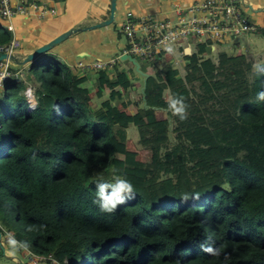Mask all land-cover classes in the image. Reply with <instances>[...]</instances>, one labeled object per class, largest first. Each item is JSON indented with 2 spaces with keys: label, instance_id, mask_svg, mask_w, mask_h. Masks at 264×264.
I'll return each mask as SVG.
<instances>
[{
  "label": "trees",
  "instance_id": "trees-1",
  "mask_svg": "<svg viewBox=\"0 0 264 264\" xmlns=\"http://www.w3.org/2000/svg\"><path fill=\"white\" fill-rule=\"evenodd\" d=\"M10 41L9 32L0 33L2 44ZM210 46L199 43L201 57H186L183 77L170 64L149 77L146 107L132 116L112 105L133 88L116 69L91 76L98 98L103 88L109 91L105 106L94 111L88 79L52 56L43 74L54 105L41 104L40 96L29 112L23 80L7 83L0 208L5 221L13 214L23 223L34 252L51 254L60 264H264V102L256 101L264 74L258 78L260 67L253 72L244 54L204 59ZM149 65L141 70L147 73ZM166 93L184 97L186 120L170 112L157 119V110L167 111ZM107 111L120 120L111 121ZM132 125L151 150V162L120 154ZM116 175L133 184L136 198L113 214L102 213L93 203L95 185ZM135 178L146 180L139 187ZM185 192L200 199L182 203ZM201 245L221 255L210 256Z\"/></svg>",
  "mask_w": 264,
  "mask_h": 264
},
{
  "label": "rangeland",
  "instance_id": "rangeland-1",
  "mask_svg": "<svg viewBox=\"0 0 264 264\" xmlns=\"http://www.w3.org/2000/svg\"><path fill=\"white\" fill-rule=\"evenodd\" d=\"M152 1H155L152 3ZM174 0H118V5H117V12H116V19L115 21L106 27H102L98 30V33H101L104 35V38L111 42L117 49L116 53H114L112 57L115 58L116 61V66L115 69L119 72H125L129 78L131 77V80L133 83H135L136 88H132L128 91H124L123 93V99L122 101H117L113 103V107H117L119 109V112L122 111V109L126 108L128 101L130 102L135 101L137 104L138 102L140 103L141 107H145L144 105V95H143V88L145 86V78L141 76V74L138 73L136 66H134L131 62L129 61H122L120 59L121 57V48L124 45H126L125 39L120 33V28L122 24V17L126 15L128 11H133L139 14H144V13H160L163 14L164 11H167L172 8ZM179 1V0H178ZM189 1L191 0H180L182 5H186ZM195 1H200V0H194L191 3ZM249 1L254 0H243L241 1V12H243L246 17L249 19L251 23L254 24V21L256 24H264V20H258L254 19V9L249 7ZM256 1V0H255ZM127 2V4H125ZM175 2V1H174ZM257 2V1H256ZM108 0H66L65 2H54L51 4L56 10H57V16L51 17V16H46L43 18L40 24L44 26V32H40L39 36H44L45 33H50V32H59L63 29L70 28L76 30H80L78 33H74L72 36H70L67 40L62 42L56 47L59 46H68L69 48H86L89 51V57H84V58H79L77 56V53L73 54L72 56V62L76 63L80 61L81 59H86L85 62L87 61H95L97 59V52L95 50H90L89 46L85 45L86 43H89L92 41L90 36L86 33L87 32L85 29H80V28H86V27H92L96 24H99L103 21H100L99 23H91V21H96V20H102L105 19L108 15L110 16L111 13V7L108 4ZM261 4V3H260ZM145 5L149 7H145ZM264 10V9H262ZM168 11L167 13H169ZM167 13H164L165 15ZM108 16V18H109ZM122 16V17H121ZM107 20V19H106ZM105 21V20H104ZM2 23V19L0 18V24ZM30 23V22H29ZM31 32L29 31V34ZM46 34V35H47ZM94 34L93 38H95V33H90ZM12 35V34H11ZM13 37V36H12ZM116 42V43H114ZM192 45V48L195 50L198 41L195 38H190L187 40ZM0 44H2L0 42ZM84 46V47H82ZM56 47H54L52 50H54ZM240 47V49H238ZM84 48V49H85ZM29 47L27 46L26 40L21 38V46L15 50L16 56L23 57L26 55L27 50ZM193 50V51H194ZM175 53L174 58L172 55H165L164 60L159 62L161 65L158 67L149 65L147 68L148 74L151 76L157 75L162 73V69L160 68H165L168 64H171L172 66L176 67L177 69L180 70L182 76L185 75V64H186V58H184V64L180 62V57L178 55L177 50H173ZM219 52H226L229 55H245L247 58V61L252 64V70L253 72H256L258 67L259 69H264V34H254L250 35L249 33L243 34L242 37H239L235 45L233 47H230L229 42L226 43L225 45L222 44H214V47L210 48L209 52L204 56V59L210 58L214 61L218 60ZM46 54L42 55L41 58H38L34 62H30L25 65H19L16 64V69H20L21 67H26V75H27V81L28 85L33 87L36 92H37V97H40L42 94L49 95L47 94V80L46 77L44 76L43 73L47 72L48 67H49V59L54 58L57 60V58L53 55L52 57H47L45 56ZM44 56V57H43ZM197 57H201L199 54ZM88 59V60H87ZM139 64L141 63L142 66H145V62L142 60H139ZM75 63V64H76ZM113 70L111 74H114ZM81 74L84 76L86 75H92L96 74L99 71H88V72H81L78 70ZM79 74V73H78ZM81 77H84V76ZM263 74L259 71L257 73V77L260 78ZM80 76V74H79ZM93 76V75H92ZM80 77V78H81ZM89 78H91L89 76ZM133 78V79H132ZM253 80L250 75V81ZM92 85L89 87V91L91 92L93 89L95 90L96 86V80L95 78L90 80ZM91 94V93H90ZM131 96H134V98ZM167 98V94L165 95ZM3 99V89H0V123L2 125L3 122V113L2 109L3 107L1 106ZM108 99V98H107ZM107 99L102 103V105H99L100 100L97 98H94V95L92 96V101L90 102V110L94 111L97 108H100L101 106L104 107ZM43 101V100H42ZM131 101V102H132ZM44 101L43 103H45ZM161 114L165 117L168 116L166 111H161ZM126 114V113H124ZM107 116L109 119L113 122H118L120 120V114L113 113L112 111H107ZM0 132L2 133V127L0 126ZM174 137L171 136L172 143L174 142ZM139 132L137 127L131 126L128 128V146L124 151H121L120 154H124L125 152L128 153H133L138 156L139 160L145 161V162H151L153 160V155L152 152L149 148H145L141 145L139 141ZM128 148V149H127ZM153 175V173H149L146 176V179L150 178ZM144 179H138L135 178V183L137 186H142L143 182L146 180ZM5 210L3 208H0V226L3 229V235H2V243L0 245V252L2 256L0 257V264H31L30 263V258H33L34 255L40 257L42 259V262L44 264H51L50 261H47V255L48 254H39L34 252L32 249V240L31 238L25 233V228L23 223L16 222L14 219V215L12 214L11 218L13 221H5L4 220V212ZM8 236H13L18 240V242H24L27 244V248L19 247V243L16 246H11L7 242ZM40 247L46 252L45 247L40 244ZM3 248L10 251L13 253L16 257L20 259V263L16 260L13 261L10 258H7L3 254ZM24 253H28L27 256L24 255ZM7 254V253H6Z\"/></svg>",
  "mask_w": 264,
  "mask_h": 264
},
{
  "label": "built area",
  "instance_id": "built-area-1",
  "mask_svg": "<svg viewBox=\"0 0 264 264\" xmlns=\"http://www.w3.org/2000/svg\"><path fill=\"white\" fill-rule=\"evenodd\" d=\"M44 0H0V18L8 22L7 30L14 31L12 20L17 17H27L37 13L41 17L47 14H56V10H47ZM243 0H200L190 5H182L180 1L173 2L174 13L171 17H158L154 14L137 15L128 11L123 16L120 33L126 45L122 55H131L137 60L152 64L164 58L169 48L177 50L180 57H184V43L195 38L199 43L235 45L236 40L243 34H255L259 28L251 23L241 12ZM21 46L14 38L9 43L0 44V54L7 58L0 61V73L6 74L0 89H4L12 79H24L25 68L16 69V64L23 61V57L16 56L15 50ZM220 53V52H219ZM185 58V57H184ZM116 59H97L95 61L77 64L81 72L105 71L111 73L116 66ZM180 62L184 61L180 59ZM29 87L24 84L22 94ZM30 112L33 110L29 109ZM1 126V125H0ZM19 243L13 236H8L7 242L14 246L12 241ZM35 264L42 263L36 255L30 258ZM51 264H60L51 254L47 256ZM68 260L65 264H68Z\"/></svg>",
  "mask_w": 264,
  "mask_h": 264
},
{
  "label": "crops",
  "instance_id": "crops-1",
  "mask_svg": "<svg viewBox=\"0 0 264 264\" xmlns=\"http://www.w3.org/2000/svg\"><path fill=\"white\" fill-rule=\"evenodd\" d=\"M110 1L111 0H108V4L109 6L111 7L110 5ZM174 1H178V0H174ZM173 1V2H174ZM180 1V0H179ZM194 1V0H191L189 1L186 5H190L191 2ZM257 1V2H256ZM254 0L253 1H249V7L253 8L254 10V19H258V20H264V0ZM43 2H45L46 4V8L47 10H51V9H54L56 10L51 4H53L54 2H57L55 0H44ZM155 1H152V3H154ZM261 3V4H260ZM125 4H127V2H125ZM155 4V3H154ZM117 5H118V0H117ZM145 7H149L147 5H145ZM168 11H170L169 13H167ZM133 12V11H132ZM135 14L137 15H147V14H154L158 17H162V18H165V17H171L174 13V4H172V8L167 10V11H164V13H167L166 15L163 13V14H158V13H144V14H139V13H136L134 12ZM46 16H51V17H55L57 16V10H56V14L53 15V14H47ZM46 16L44 17H41L39 14L37 13H31L29 16L27 17H17L15 18L14 20H12V24L14 26V31L13 32H10L7 30V24L8 22H6L5 20H3L2 18V23L0 24V33L4 32V31H7L10 33L11 35V40L16 38L20 41L21 43V38L25 39L26 40V43H27V46L29 47V49L27 50V53L26 55L24 56L23 60L29 55L31 54L32 52H34L37 48L49 43L50 41H52L53 39H55L56 37L60 36L61 34H63L64 32L70 30V28H66V29H63L59 32H50V33H45L44 36H39V33L42 31L44 32V26L41 23V21L43 20V18H45ZM109 16V15H108ZM108 16L105 18V19H102V20H94V21H91V23H99L100 21H104L106 19H108ZM122 17V16H121ZM116 19V17H115ZM123 19V17L121 18ZM262 20V22H263ZM30 22V23H29ZM94 23V24H96ZM254 24L259 28V31L255 34H260V33H263L264 34V24L260 23V24H256L255 21H254ZM74 28V27H73ZM71 27V29H73ZM90 27H86V28H80V29H85L87 32L89 33H86L90 36V38L92 39L91 42L89 43H86L85 42V45L89 46L90 50H95L97 53V58H103V59H115V58H112V57H108L109 55L112 56L114 53H116L117 49L111 42L107 41L105 38H104V35L101 34V33H98L97 31L98 30H90L89 29ZM29 31L31 32L29 34ZM78 33V32H77ZM90 33H95V38H93V35L94 34H90ZM47 34V35H46ZM254 35V34H252ZM13 36V37H12ZM116 43V42H114ZM5 44V43H3ZM199 44V43H198ZM58 46V45H57ZM56 47V46H55ZM84 47V46H82ZM85 48V47H84ZM80 48V47H77V48H69L68 46H59V47H56L54 50H50L49 52H47V57H51V56H55L57 58V61L68 66L69 68L72 69L73 72L75 73H79L81 77L83 74H81L80 72H78V68H77V64L81 61H84L86 59H81L80 61H78L76 63L75 62H72V56L73 54H75V52L77 53V56L79 58H84V57H89V51L85 48ZM121 48V56H122V52H123V49L125 48V45L122 46V47H119ZM240 49V47L238 48ZM194 49L192 48V45L189 43V42H185L184 43V49H183V54H184V57H189V56H192L194 55L195 53L198 52V45L196 47V49L193 51ZM172 55L174 58H176L174 55L175 53L174 52H169L167 55ZM198 54V53H197ZM179 55V54H178ZM184 57H182V60H185ZM121 58V57H120ZM88 60V59H87ZM141 60V59H139ZM164 58L156 63H152L151 65L152 66H155V67H158L159 65H161L159 62L163 61ZM89 62V61H87ZM76 63V64H75ZM148 64V63H146ZM184 64V62H183ZM20 65V64H19ZM25 65V64H24ZM171 65V64H170ZM22 66V65H21ZM166 67V66H165ZM176 68V67H175ZM159 69H162L161 71H163L165 68H160ZM179 70V69H178ZM26 71L27 69L25 68V78L22 79L23 80V86L24 84H26L27 86L28 85V81H27V75H26ZM80 71V70H79ZM180 71V70H179ZM148 73V72H147ZM93 76L95 74H92ZM92 75H89L90 77ZM84 76V75H83ZM88 75L84 76V77H81V78H87L88 80L86 81V86L89 87L92 85L91 83V78L93 80V77L89 78ZM180 76H182L181 72H180ZM183 77V76H182ZM131 78V77H130ZM133 79V78H132ZM147 83V82H146ZM22 86V88H23ZM33 88V87H32ZM133 88H136L135 86V83H133ZM144 90V88H143ZM102 91L104 92V95L102 98H98L97 96V89L95 87V90L93 89L90 93V98H91V101H92V96L94 95V98L100 100L98 101L99 102V105H102V103L108 98L109 99V91L106 90L105 88L102 89ZM22 92V91H21ZM124 92V91H123ZM167 94V97H168V93ZM36 97H37V92H36ZM134 98V96H131V98ZM107 99V100H108ZM43 100V101H42ZM167 100V98H166ZM44 101H46L45 103H43ZM90 101V102H91ZM122 101V100H121ZM132 101V100H131ZM129 102L127 103V106L126 108L122 109L121 113H126L127 115H135L138 113L139 109L140 108H143L141 107L140 103L138 102L137 104H135L136 102L135 101H132V102ZM37 102H38V98H37ZM54 102L55 100L49 96L47 97V95H44L42 94L41 95V99H40V103L43 104V105H54ZM144 102V105L146 107V103L145 101ZM90 105V103H89ZM114 105V104H113ZM49 107V106H48ZM102 107V106H101ZM116 107V106H115ZM98 109V108H97ZM28 111H29V108H28ZM161 111H165V110H161ZM30 112V111H29ZM167 114H168V111H166ZM156 117L158 120H164V119H167L169 118V114L167 117L163 116L160 112V110H157L156 111ZM1 125V123H0ZM134 126V125H132ZM136 127V126H135ZM1 243H2V239H1ZM2 249V248H1ZM7 253V254H6ZM3 254L5 256H7V258H10L11 260L13 261H18L20 263V259L18 257H16L13 253H11L10 251L6 250L3 248ZM25 256L28 255V253H24ZM30 263L31 264H35L34 262H32L30 260ZM22 264V263H20ZM39 264H44L43 262L42 263H39Z\"/></svg>",
  "mask_w": 264,
  "mask_h": 264
},
{
  "label": "clouds",
  "instance_id": "clouds-1",
  "mask_svg": "<svg viewBox=\"0 0 264 264\" xmlns=\"http://www.w3.org/2000/svg\"><path fill=\"white\" fill-rule=\"evenodd\" d=\"M168 51H172L171 48ZM261 74H264V69L259 70ZM6 78V74L0 73V85ZM25 101L28 108L35 110L38 106L36 90L31 86L27 87L23 93ZM257 102H264V90H260L256 94ZM167 111L171 113L172 116L179 118V120L184 121L188 118V105L185 102L183 96L176 94H169L166 100ZM55 111L59 114L61 109L59 105L55 106ZM35 155V154H34ZM96 198L93 203L96 204L102 213L113 214L115 213L119 206L126 204L129 200L136 198V191L133 184L126 178L119 175L114 176L111 182L98 181L95 185ZM181 202H187L189 199L199 200V193H182ZM41 227H44L43 225ZM31 230V229H29ZM2 235V234H1ZM13 245L16 246L17 242L12 241ZM19 247L27 248V244L24 242L19 243ZM201 251L210 256H220V250L211 245H201Z\"/></svg>",
  "mask_w": 264,
  "mask_h": 264
},
{
  "label": "water",
  "instance_id": "water-1",
  "mask_svg": "<svg viewBox=\"0 0 264 264\" xmlns=\"http://www.w3.org/2000/svg\"><path fill=\"white\" fill-rule=\"evenodd\" d=\"M110 5H111V13L110 16L107 20L96 24L92 27H90V30H96L102 27H106L111 25L114 21H115V17H116V12H117V0H111L110 1ZM80 30H76V29H70L66 32H64L63 34H61L60 36L56 37L55 39H53L52 41H50L49 43L37 48L34 52H32L31 54H29L22 62H18L20 65H24V64H28L30 62H34L36 61L40 56L46 54L47 52H49L50 50H52L55 46L61 44L62 42H64L65 40H67L70 36H72L74 33L79 32ZM7 58L6 54H0V61ZM122 61H129L131 62L134 66H136V69L138 71L139 74H141V76H143L145 78V86L144 89L146 88V82L147 79L149 77H151L150 74L145 73L141 70V65L139 64L138 60L131 56V55H122L120 58ZM144 91V90H143ZM1 239H2V235L0 233V245H1Z\"/></svg>",
  "mask_w": 264,
  "mask_h": 264
}]
</instances>
